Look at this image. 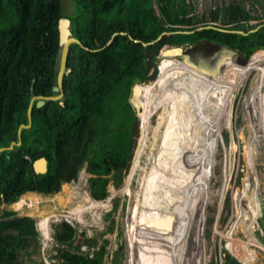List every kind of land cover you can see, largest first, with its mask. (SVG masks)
Listing matches in <instances>:
<instances>
[{
    "label": "trees",
    "instance_id": "trees-1",
    "mask_svg": "<svg viewBox=\"0 0 264 264\" xmlns=\"http://www.w3.org/2000/svg\"><path fill=\"white\" fill-rule=\"evenodd\" d=\"M64 1L0 0V148L18 142V128L28 124L27 110L33 97L60 94L54 91L62 56L59 19L70 21V36L80 42L69 46L62 96L45 101L41 107H36L35 100L30 127L20 131V145L0 152V207L15 204L26 194L52 196L61 184L75 182L82 169L91 175L89 197L103 201L109 196V187H116L112 169L126 167L138 136V125L132 128L137 114L130 101L131 91L136 84L134 100L143 106L137 92L139 83L155 74L148 75V50L153 52L154 65L161 47L192 45L201 39L228 45L248 59L264 51V28L245 36L210 29L176 33L161 37L145 51L129 36L149 43L163 32L178 31L172 27L175 0H68L70 14L63 13ZM114 33L112 43L104 47ZM263 58L264 52H259L251 61ZM143 116L144 109L141 120ZM251 147L253 136L248 134L245 154ZM40 157L47 161L44 174H36L32 167ZM251 203L257 217L262 216L259 196L255 194ZM116 210L115 202L113 212ZM246 219L248 225L243 226L254 244L248 248L255 247L264 257V251L256 246L260 241L264 245V241L259 231L255 233V220ZM52 232L56 247L51 257L59 264H120L121 248L109 262L107 241L96 250L94 239L84 238L81 244H74L76 229L65 221L52 224ZM37 237L32 217L4 209L0 215V264H22L25 260L37 264L30 258L40 248ZM82 245L86 251L81 250ZM223 261L242 264L227 252Z\"/></svg>",
    "mask_w": 264,
    "mask_h": 264
},
{
    "label": "rangeland",
    "instance_id": "rangeland-1",
    "mask_svg": "<svg viewBox=\"0 0 264 264\" xmlns=\"http://www.w3.org/2000/svg\"><path fill=\"white\" fill-rule=\"evenodd\" d=\"M175 3L171 9L175 17L172 27L178 30L173 31L178 34L195 32L203 27L226 29L229 23H232L234 31L244 32L245 35L264 28L259 27L264 22V0H175ZM62 8L63 13L72 12L68 0L64 1ZM155 11L160 14L156 5ZM169 47L165 45L156 53L155 65L153 59L147 58V46L144 47L145 59L151 65L148 75L155 74L151 80L139 83L137 92L140 100L142 86H152L158 82L160 59L167 58L163 53ZM255 54L249 59L244 54H238L228 60L217 77L223 80H213L212 89L206 82L199 81L202 90L197 92L193 88L183 87L184 82L179 80L180 92L175 91L176 95L173 96L176 97L170 100L171 111L165 114L161 123L158 105L162 104V100L158 97L160 88L156 93L155 87L149 97L150 116L145 123L140 117L137 123L138 136L134 139L128 174L120 187H109L110 194L105 200L96 201L89 197L88 179L91 175L82 169L75 182L61 184L59 191L52 196L41 198L26 194L16 205H2L0 215L4 209H8L33 218L40 248L37 254L30 257L31 261L59 264L57 258L51 257L56 247L52 238V224L65 221L76 229L74 244H81L84 238L94 239L96 250L107 241L109 244L105 249L111 253L109 262L114 252L121 248L117 261L120 264L150 262L151 253L159 257L160 264H223L224 252L242 264H264L261 253L256 252L255 247L248 248L254 244L249 241L244 229L248 225L246 217L253 218L257 229L255 233L259 231V237L264 241V213L258 218L251 203L255 194L259 196L264 212V74L255 80L257 72L250 71L242 76L239 88L235 91L226 89L230 85L226 78H236L234 73L243 64H255L264 69V58L251 61ZM172 59L181 62L180 58ZM169 66L173 67L172 62H169ZM183 69L179 66L174 71L181 72ZM162 87H165V83H162ZM134 97L133 87L130 101L135 108ZM189 110L194 111L193 116ZM213 120L215 127L211 125ZM156 124L162 126L157 132ZM248 134L253 136V147L245 154ZM154 137L155 150H158L154 158L158 153V156L168 160L160 163L158 175L172 177L175 181L171 186H174L173 199L164 204L168 214H157L160 217L158 225L166 232L169 245L177 239L181 241L182 244L176 249L163 248L158 251L153 245L159 241L158 237L145 242L147 232L153 230V224L142 218L135 225L132 221L139 196L144 200L146 211L148 203L155 198L152 184L147 187L146 179L153 165L150 154ZM232 142L238 146L236 152L232 149ZM166 149L172 150V154L165 153ZM142 186H146L144 190ZM115 202L117 210L113 212ZM180 205L182 213L176 210ZM170 210L176 212H171V215ZM110 213L112 216L106 217ZM163 219L167 221L160 222ZM259 243L261 245L256 244L257 247L264 251V245L261 241ZM81 250L86 251V247L82 245ZM147 251L150 253L147 254ZM238 256L247 259L244 262ZM153 258L156 260V257ZM22 264L32 262L25 260Z\"/></svg>",
    "mask_w": 264,
    "mask_h": 264
},
{
    "label": "bare ground",
    "instance_id": "bare-ground-1",
    "mask_svg": "<svg viewBox=\"0 0 264 264\" xmlns=\"http://www.w3.org/2000/svg\"><path fill=\"white\" fill-rule=\"evenodd\" d=\"M160 60L161 61H160V65H159V68H158V71L160 72L159 78H158V82L156 84H153L152 86L151 85H147L145 87L142 86V89H140V91H142L141 92V97H142L141 101L144 104L143 107H145V108H143L145 110V115L143 116L144 119L142 118V121H144V123L147 120V118L150 116V113H149V110H148L149 103H150L149 97H150V95H151V93H152V91H153V89L155 87H157V89L155 91L156 93H158L157 91L160 88L158 97L161 98L162 104L158 105V106H160V109H161V113H160V115H162V118L160 120V123H161V122H163V120L165 118V114H168L171 111L170 100L172 98L176 97V96H173V95H176V92L177 93L180 92L179 91V88H180L179 87V80L184 82L182 84L183 87L193 88L197 92L202 90V84H200L199 81L204 82V83L206 82L207 85L210 86L209 89H212V86H211L212 83L211 82L213 80H220V81L223 80V78L222 79H218V78L209 79V78L203 77L202 75H200V74L196 73L195 71L189 69L188 67L184 66V64L182 62H178V61L173 60L172 57H167V58H163L162 57ZM169 62H172L173 67L169 66ZM179 66H182L184 68L183 71L175 72L174 69L176 67H179ZM230 66L228 68H230ZM250 71L251 72L252 71H256L257 72V77H256L255 80H257L262 74H264V69L262 67L260 68L259 65L247 64V63L243 64L240 67V69L237 70L234 73L235 75H237L236 78H234V76L232 78L231 77L226 78V81H228V83H230L229 86H226V89L227 90H231V91H235V89H237V88H239L241 86V82H242L241 78H242V76L244 74H248ZM162 83H165V87H162ZM183 90H182L181 93H183ZM156 93H155V97H156ZM233 96H234V94L232 95V97ZM144 101L146 103H144ZM225 102H227V101H224V103ZM145 104H146V106H145ZM155 110H157V106H156ZM189 112L193 116L194 111L189 110ZM263 112H264V109H263ZM190 119H191V117H190ZM213 122H214V120L211 123L212 126H213ZM156 126H157V124H156ZM161 127L162 126L159 124L155 128V132L159 131ZM213 127H215V126H213ZM155 138L156 137H154L152 143L155 141ZM153 145H154V143H153ZM155 147H156V145H154L153 148L151 149L150 157H151V160H153V165L148 170V176L146 177V179H147V187H149L152 184V188L151 189H153V191L155 193V198L151 202L148 203L149 206L147 205V211H146V209H145L146 205L144 204V200L142 201V198H141V195H140L139 196V201L137 202L138 205L134 208V211L132 213V221L134 222V225H135L136 221L139 222V219L142 218V219H147L148 221H150L153 224V230L150 229L149 232H147V236H146L147 239H145V237H144V239H145V242H149V241L152 240V238L154 239V238L158 237L159 241L157 240V241H155L153 243L155 248H158V251L163 249V248H165V249L175 248L176 249L178 246H180L182 244V243L180 244L181 241H179L177 239V240H175L173 242L172 245H169L168 241L166 239L167 238L166 232H163L161 227H160V225H158V220H160L159 219L160 217H159V215L157 216V214H159V213L160 214L162 213V215L168 214V210H167V207L165 205H166L167 202H170L173 199V197H172V188L174 186L173 187H171V186H172V182H175V181L172 179V177H169V176H166V175H165L166 177L158 175L159 169L161 167L160 163L164 162V161H168V160L164 156H162V157L158 156V153H157L156 157L154 158V154L156 152H158V150H155ZM174 151H175V149H174ZM183 152H186V151H183ZM165 153L172 154V150L169 151V150L166 149ZM145 187L146 186H142L141 187L142 190H144ZM18 203H15V205L18 204ZM151 204H153V205L150 206ZM156 207H158L160 209V211H158ZM139 209H140V211H139ZM176 210L179 213H182V206L179 207ZM176 210H170V214H171V212L175 213ZM166 221L167 220L163 219V221H160V222L163 223V222H166ZM168 236H170V235H168ZM149 253L150 252L147 251V254H149ZM155 253H157V252H155ZM151 256L152 257H151L150 262L144 261V264H160L159 263L160 259H159V257L157 255H154L153 253H151ZM153 257H156V260ZM238 257L240 259H243L244 262L246 261L245 259H247L246 257L242 258V256H238Z\"/></svg>",
    "mask_w": 264,
    "mask_h": 264
},
{
    "label": "water",
    "instance_id": "water-1",
    "mask_svg": "<svg viewBox=\"0 0 264 264\" xmlns=\"http://www.w3.org/2000/svg\"><path fill=\"white\" fill-rule=\"evenodd\" d=\"M70 21L67 18H61L58 21V38H59V44L62 46V56H61V62L57 74V86L54 87V91H60V94L58 96H35L30 100L28 110H27V117H28V124L24 125L21 124L18 128V142H11V144L7 148H0V152L4 150H12L14 146L20 145V131L21 129H26L30 127L31 124V108L33 102L36 100V107H41L45 101H56L58 100L63 92H62V73L66 65L67 60V53L69 50V46L71 43L80 44V42L70 36ZM203 28H199L196 31H199ZM185 34H189L191 32H184ZM231 33H239L241 35H245L244 32H237L232 31ZM120 35L124 36L127 35V33L120 32ZM175 34L173 32H163L161 33L155 40L149 43L141 42L140 40L132 39L129 36V39L133 40L135 43H140L143 47L149 46L154 44L155 42L159 41L161 37ZM117 35V33H114L111 38L108 40V42L105 44L104 47L109 46L114 37ZM88 50V49H86ZM97 50H93V52H96ZM164 56L167 57H173V58H181V62L184 64V66L188 67L189 69L195 71L196 73L202 75L203 77L214 79L217 78L222 68L224 67L226 61L230 60L235 56V52L231 49H228L222 45L214 44L209 41H199L195 43V45L187 48H183L181 46H173L167 48L164 53ZM147 58L152 59L153 58V52L151 50H148L147 52ZM134 89L136 88V84L133 86ZM135 108H136V120L134 121L132 128L134 126H137L138 120L140 119V115L143 112V106L136 105L135 100L133 101ZM237 145L235 142H232V149L234 152L237 151ZM133 153V151H132ZM132 156V155H131ZM128 158V162L126 167L119 169L116 171L115 169H112V174L116 175L114 178V182L116 184V187H120L124 179L126 178L128 174V169L130 167V158ZM33 171L36 174H44L47 171V161L44 157H40L33 161L32 164Z\"/></svg>",
    "mask_w": 264,
    "mask_h": 264
},
{
    "label": "flooded vegetation",
    "instance_id": "flooded-vegetation-1",
    "mask_svg": "<svg viewBox=\"0 0 264 264\" xmlns=\"http://www.w3.org/2000/svg\"><path fill=\"white\" fill-rule=\"evenodd\" d=\"M232 23H229V25L228 26H225L226 27V29H222V28H215V27H203V29H201V30H208V29H210V30H214V31H217V32H220V33H225V34H232L231 32L232 31H234V29H232ZM264 26V22H263V24H261L259 27H263ZM201 30H199V31H201ZM193 32V31H192ZM191 32V33H192ZM195 32H196V30H195ZM237 32H239V31H237ZM173 33H178V32H173ZM199 41H209V42H211V43H214V44H219V45H222V46H224V47H226V48H228V49H231V50H233V48H231V47H229L228 45H225V44H222V43H218V42H214V41H211V40H208V39H201V40H199ZM199 41H197V42H199ZM197 42H195V43H197ZM195 43H193L192 45L191 44H188V45H180L181 47H183L184 49L185 48H187V47H191V46H193V45H195ZM170 47H173V46H170ZM234 51V50H233ZM235 52V56H237L238 54L236 53V51H234ZM173 58V57H172ZM232 59V58H231ZM230 59V60H231ZM241 60H243V59H241ZM180 61H181V58H180ZM227 62V61H226ZM226 64V63H225ZM222 71V70H221Z\"/></svg>",
    "mask_w": 264,
    "mask_h": 264
},
{
    "label": "crops",
    "instance_id": "crops-1",
    "mask_svg": "<svg viewBox=\"0 0 264 264\" xmlns=\"http://www.w3.org/2000/svg\"><path fill=\"white\" fill-rule=\"evenodd\" d=\"M257 52H261V51H257ZM255 53H256V52H255ZM255 53H254V54H255Z\"/></svg>",
    "mask_w": 264,
    "mask_h": 264
},
{
    "label": "clouds",
    "instance_id": "clouds-1",
    "mask_svg": "<svg viewBox=\"0 0 264 264\" xmlns=\"http://www.w3.org/2000/svg\"><path fill=\"white\" fill-rule=\"evenodd\" d=\"M261 52H264V51H261ZM254 55V54H253ZM251 58V57H250Z\"/></svg>",
    "mask_w": 264,
    "mask_h": 264
}]
</instances>
